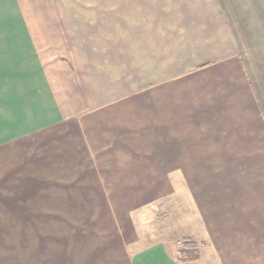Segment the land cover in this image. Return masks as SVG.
<instances>
[{
    "label": "crops",
    "instance_id": "obj_1",
    "mask_svg": "<svg viewBox=\"0 0 264 264\" xmlns=\"http://www.w3.org/2000/svg\"><path fill=\"white\" fill-rule=\"evenodd\" d=\"M30 1L0 26V194L15 153L36 193L159 194L171 233L93 207L96 264H264L258 0Z\"/></svg>",
    "mask_w": 264,
    "mask_h": 264
},
{
    "label": "rangeland",
    "instance_id": "obj_2",
    "mask_svg": "<svg viewBox=\"0 0 264 264\" xmlns=\"http://www.w3.org/2000/svg\"><path fill=\"white\" fill-rule=\"evenodd\" d=\"M250 2L252 7L264 12V0ZM48 4L50 0H42L40 9L48 8ZM32 7L30 0H0V26L18 25L22 20L19 10ZM31 20L36 24L38 19L31 17ZM8 158L9 192L0 194L3 199L0 202V264H96L90 255L98 241H93L98 225L94 217H99L100 213L93 207L98 203L114 208L104 211L111 213V217L127 231L138 223L135 209L146 206V212L154 211L152 225L158 230L163 228L168 233L175 230V220H167L168 211L159 206V194L131 193L129 188L125 194L62 193L65 191L58 189L69 186L63 184L51 188L55 193H36L33 191L40 188V180L33 168L35 164L27 163L28 169L21 172L22 162L17 155L13 153ZM137 180L139 184L142 181L140 185L146 181L159 185L157 179ZM172 203L174 208L175 200ZM172 213L175 214L174 211ZM147 216L144 214L142 220ZM160 221H164L166 226L162 227ZM178 256L179 253L176 258Z\"/></svg>",
    "mask_w": 264,
    "mask_h": 264
},
{
    "label": "trees",
    "instance_id": "obj_3",
    "mask_svg": "<svg viewBox=\"0 0 264 264\" xmlns=\"http://www.w3.org/2000/svg\"><path fill=\"white\" fill-rule=\"evenodd\" d=\"M188 254H189V255H186V256L184 257V258L187 259V260L192 258V256H191L192 254H191L190 251L188 252Z\"/></svg>",
    "mask_w": 264,
    "mask_h": 264
},
{
    "label": "built area",
    "instance_id": "obj_4",
    "mask_svg": "<svg viewBox=\"0 0 264 264\" xmlns=\"http://www.w3.org/2000/svg\"><path fill=\"white\" fill-rule=\"evenodd\" d=\"M177 258H178V260H179V259H180V256H178Z\"/></svg>",
    "mask_w": 264,
    "mask_h": 264
}]
</instances>
